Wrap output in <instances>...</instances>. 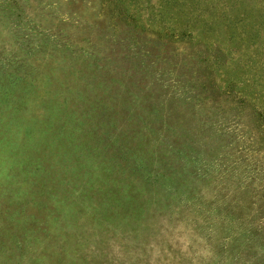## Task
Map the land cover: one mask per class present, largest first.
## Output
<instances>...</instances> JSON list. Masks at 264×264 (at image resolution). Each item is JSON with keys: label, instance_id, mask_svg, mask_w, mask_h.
<instances>
[{"label": "rangeland", "instance_id": "374dc122", "mask_svg": "<svg viewBox=\"0 0 264 264\" xmlns=\"http://www.w3.org/2000/svg\"><path fill=\"white\" fill-rule=\"evenodd\" d=\"M0 264H264V0H0Z\"/></svg>", "mask_w": 264, "mask_h": 264}, {"label": "trees", "instance_id": "16d2710c", "mask_svg": "<svg viewBox=\"0 0 264 264\" xmlns=\"http://www.w3.org/2000/svg\"><path fill=\"white\" fill-rule=\"evenodd\" d=\"M251 14H253V13H251Z\"/></svg>", "mask_w": 264, "mask_h": 264}]
</instances>
